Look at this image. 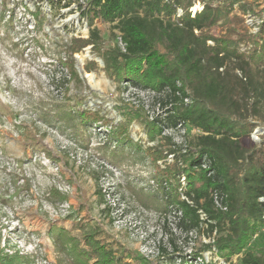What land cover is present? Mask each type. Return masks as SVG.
Instances as JSON below:
<instances>
[{"label":"rangeland","instance_id":"1","mask_svg":"<svg viewBox=\"0 0 264 264\" xmlns=\"http://www.w3.org/2000/svg\"><path fill=\"white\" fill-rule=\"evenodd\" d=\"M64 2L0 0V264H74L56 252L51 234L66 230L78 241L93 225L115 255L128 254L124 264H235L241 253L197 257L211 240L181 230L159 199L169 184L167 151L187 150L195 130L163 127L151 140L147 122L162 114L157 95L109 77L91 46L70 55L72 38L89 34L88 0ZM253 10L234 5L229 26L256 32L264 0ZM92 27L105 48L113 44L110 23L96 18ZM252 121L247 147L264 135V112Z\"/></svg>","mask_w":264,"mask_h":264},{"label":"trees","instance_id":"2","mask_svg":"<svg viewBox=\"0 0 264 264\" xmlns=\"http://www.w3.org/2000/svg\"><path fill=\"white\" fill-rule=\"evenodd\" d=\"M48 1H65L63 8L74 2ZM254 1L88 0L82 11L88 37L72 38L69 48L71 55L91 46L109 77L157 95L162 114L147 122L151 140L163 127L195 130L187 150L167 151L169 184L159 199L178 214L181 230L204 231L211 240L197 257L210 250L226 259L241 253L235 264H264V135L252 147L242 143L264 112V19L254 33L229 26L233 6L255 15ZM196 3L201 8L192 12ZM96 18L111 24L114 42L106 48L92 27ZM219 26L226 31L213 34ZM112 136L122 141L124 134ZM99 234L93 225L82 240L66 230L51 237L56 252L74 264H124L128 254L115 255Z\"/></svg>","mask_w":264,"mask_h":264}]
</instances>
